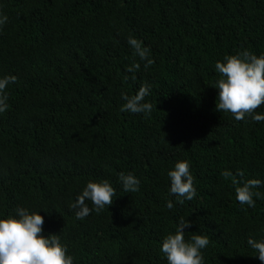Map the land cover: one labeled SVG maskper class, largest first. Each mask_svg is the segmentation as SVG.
Here are the masks:
<instances>
[{"label":"trees","instance_id":"16d2710c","mask_svg":"<svg viewBox=\"0 0 264 264\" xmlns=\"http://www.w3.org/2000/svg\"><path fill=\"white\" fill-rule=\"evenodd\" d=\"M0 14V77L17 78L0 114V217L38 211L74 264H167L160 243L182 219L186 240L208 236L205 264H256L247 240L264 238V183L248 208L232 179L264 182V121L217 111L212 85L225 55L264 53V0H0ZM130 35L149 48L147 69ZM142 84L151 113L121 112V93ZM177 160L196 189L183 204L167 198ZM121 172L140 180L138 192L123 191ZM101 180L112 204L77 220L70 205Z\"/></svg>","mask_w":264,"mask_h":264},{"label":"clouds","instance_id":"9594fccd","mask_svg":"<svg viewBox=\"0 0 264 264\" xmlns=\"http://www.w3.org/2000/svg\"><path fill=\"white\" fill-rule=\"evenodd\" d=\"M7 16L0 14V27L7 23ZM127 44L133 50L134 56L144 62V68L152 65L149 48L143 42L129 36ZM140 64L133 62L126 66V73H134ZM214 70L218 79L212 87L217 89L216 110L229 113L236 121H242L246 116L253 122L264 121V114L255 112L264 104V53L256 55L247 49L237 50L233 55H225L223 61L217 60ZM127 79V77H125ZM135 79V77H132ZM14 75L0 77V114L5 113L9 105L5 89L16 82ZM150 94V85L142 84L133 95L121 93L124 103L121 112L132 114H150L153 105L145 101ZM240 176L242 172H238ZM224 179L233 177L230 170L220 173ZM167 198L175 197L177 204L191 201L196 196L194 177L190 172V163L187 160H177L173 167L167 170ZM118 180L125 193L139 191L140 180L132 173L121 172ZM234 185L235 200L248 208L255 207V199L261 198V193L255 191L262 183L258 179L236 180ZM115 189L107 180L88 181L77 195L70 207L75 211V218L83 220L90 211L101 212L113 202ZM85 201H90L89 209ZM172 200L165 202L166 209H173ZM44 218L38 211L30 212L26 207H17L14 215L0 217V264H74V257L69 254L68 245L62 243L59 235L43 234ZM191 223L182 219L176 225L174 232L162 238L159 251L166 259L167 264H205L202 250L209 245L207 235L193 234L185 239L186 228ZM95 247L96 244L94 243ZM247 245L255 253L256 264H264V238H249ZM100 250L99 248H97ZM96 249V250H97Z\"/></svg>","mask_w":264,"mask_h":264}]
</instances>
